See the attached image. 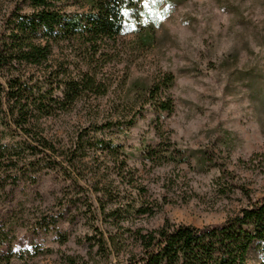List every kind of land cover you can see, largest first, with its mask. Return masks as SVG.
I'll return each mask as SVG.
<instances>
[{"label":"rangeland","instance_id":"1","mask_svg":"<svg viewBox=\"0 0 264 264\" xmlns=\"http://www.w3.org/2000/svg\"><path fill=\"white\" fill-rule=\"evenodd\" d=\"M158 1L153 44L105 49V92L40 121L54 153H18L0 191V264H122L137 230L220 225L264 200V0ZM12 8L0 1V28ZM167 74L153 103L170 96L172 112L145 104ZM92 224L105 258L88 254Z\"/></svg>","mask_w":264,"mask_h":264},{"label":"trees","instance_id":"2","mask_svg":"<svg viewBox=\"0 0 264 264\" xmlns=\"http://www.w3.org/2000/svg\"><path fill=\"white\" fill-rule=\"evenodd\" d=\"M0 1L13 3L0 28L1 191L8 173L18 166L21 150H30L32 158L37 151L54 153L40 121L70 110L82 98L102 95L105 86L98 74L109 57L105 49L116 54L127 36H134L140 48L152 45L163 10L158 0H148L147 6L145 0ZM125 8L131 15H122ZM173 81L172 75H164L147 89L150 100L145 104L172 112L170 96L153 101ZM13 132L24 138L14 148L4 143ZM185 160L181 154L179 161ZM90 229L89 256L96 247L98 255L107 257L108 240L96 236L93 224ZM134 239L135 252L122 264H264V200L240 209L220 225L195 228L166 222L156 230L135 231ZM253 252L259 254L255 263L250 262ZM62 264L90 263L85 257L66 256Z\"/></svg>","mask_w":264,"mask_h":264},{"label":"snow or ice","instance_id":"3","mask_svg":"<svg viewBox=\"0 0 264 264\" xmlns=\"http://www.w3.org/2000/svg\"><path fill=\"white\" fill-rule=\"evenodd\" d=\"M147 2H148V0H145L146 6H147ZM152 2H155V0H152ZM122 15L128 16V15H131V13L129 12V10L127 8H125V9L122 10ZM137 15L138 16L139 15H143V13H139Z\"/></svg>","mask_w":264,"mask_h":264}]
</instances>
